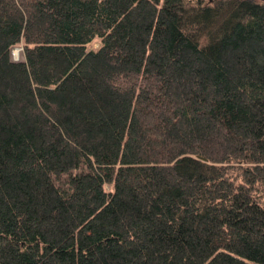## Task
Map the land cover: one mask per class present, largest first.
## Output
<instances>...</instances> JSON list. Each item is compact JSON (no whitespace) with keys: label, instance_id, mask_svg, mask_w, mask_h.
I'll return each instance as SVG.
<instances>
[{"label":"trees","instance_id":"1","mask_svg":"<svg viewBox=\"0 0 264 264\" xmlns=\"http://www.w3.org/2000/svg\"><path fill=\"white\" fill-rule=\"evenodd\" d=\"M0 264H264V0H0Z\"/></svg>","mask_w":264,"mask_h":264},{"label":"rangeland","instance_id":"2","mask_svg":"<svg viewBox=\"0 0 264 264\" xmlns=\"http://www.w3.org/2000/svg\"><path fill=\"white\" fill-rule=\"evenodd\" d=\"M97 45H95L96 47ZM11 57L13 61H23L24 60V54L23 49L21 46H17L12 49Z\"/></svg>","mask_w":264,"mask_h":264}]
</instances>
